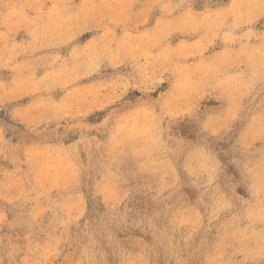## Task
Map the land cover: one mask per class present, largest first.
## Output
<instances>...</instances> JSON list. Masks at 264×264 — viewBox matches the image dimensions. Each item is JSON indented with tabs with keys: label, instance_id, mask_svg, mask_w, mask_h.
<instances>
[{
	"label": "clouds",
	"instance_id": "1",
	"mask_svg": "<svg viewBox=\"0 0 264 264\" xmlns=\"http://www.w3.org/2000/svg\"><path fill=\"white\" fill-rule=\"evenodd\" d=\"M0 264H264V0H0Z\"/></svg>",
	"mask_w": 264,
	"mask_h": 264
}]
</instances>
